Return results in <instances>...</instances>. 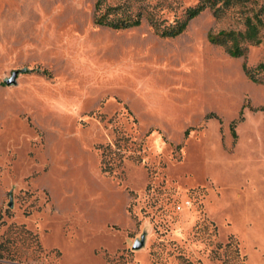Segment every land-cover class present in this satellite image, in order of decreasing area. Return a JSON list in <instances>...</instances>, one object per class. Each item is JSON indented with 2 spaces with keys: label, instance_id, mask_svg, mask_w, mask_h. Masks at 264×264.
Listing matches in <instances>:
<instances>
[{
  "label": "rangeland",
  "instance_id": "obj_1",
  "mask_svg": "<svg viewBox=\"0 0 264 264\" xmlns=\"http://www.w3.org/2000/svg\"><path fill=\"white\" fill-rule=\"evenodd\" d=\"M98 1L0 0V264H264V0L172 37L95 19L201 0Z\"/></svg>",
  "mask_w": 264,
  "mask_h": 264
},
{
  "label": "trees",
  "instance_id": "obj_2",
  "mask_svg": "<svg viewBox=\"0 0 264 264\" xmlns=\"http://www.w3.org/2000/svg\"><path fill=\"white\" fill-rule=\"evenodd\" d=\"M102 1L96 4L98 10ZM248 0H201L195 6L188 7L184 10L181 18L168 22L166 20H158L153 13L144 12L141 9L136 14L132 12L129 3L108 7L104 13L96 17L95 23L108 26L113 29H125L138 26L142 23L143 18L147 16V21L161 37H172L181 34L188 26L189 22L200 15L206 9L213 11L215 17L219 18L227 9L239 5H245ZM263 21L260 14L253 17H246L243 29H222L218 32L209 31V40L221 45L232 56L239 57L246 53L247 45L258 44L261 41L260 28ZM257 69L264 68V62L257 65ZM249 76L253 80H257L253 72L249 68H245Z\"/></svg>",
  "mask_w": 264,
  "mask_h": 264
},
{
  "label": "water",
  "instance_id": "obj_3",
  "mask_svg": "<svg viewBox=\"0 0 264 264\" xmlns=\"http://www.w3.org/2000/svg\"><path fill=\"white\" fill-rule=\"evenodd\" d=\"M17 75H18V71L17 70L13 71L11 76L5 79L6 84H14V83H16ZM10 205H12L11 202H10ZM143 243H144V241L136 240L134 245H133V248H135V249L140 248V247H142Z\"/></svg>",
  "mask_w": 264,
  "mask_h": 264
}]
</instances>
